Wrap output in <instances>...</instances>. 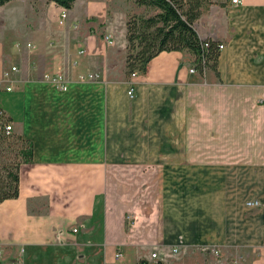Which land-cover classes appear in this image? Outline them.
<instances>
[{
    "label": "crops",
    "instance_id": "1",
    "mask_svg": "<svg viewBox=\"0 0 264 264\" xmlns=\"http://www.w3.org/2000/svg\"><path fill=\"white\" fill-rule=\"evenodd\" d=\"M78 1L64 26L51 2L49 38L0 43V82L18 69L0 106L33 143L19 196L0 202V244L19 264H264V206L248 205L264 203V0L195 23L224 44L214 66L162 51L136 76L118 45L73 30Z\"/></svg>",
    "mask_w": 264,
    "mask_h": 264
},
{
    "label": "trees",
    "instance_id": "2",
    "mask_svg": "<svg viewBox=\"0 0 264 264\" xmlns=\"http://www.w3.org/2000/svg\"><path fill=\"white\" fill-rule=\"evenodd\" d=\"M11 0H0V7ZM72 9L76 0H51ZM212 0H136L155 10L153 14L132 16L127 22V69L145 72L149 62L162 51L189 49L195 55L196 67L214 66L219 56V44L209 38V47L199 36L195 23ZM205 59V62L203 60ZM10 154V155H8ZM33 143L17 133H0V202L20 194L21 165L30 162ZM137 264H147L142 259ZM157 264H162L158 262Z\"/></svg>",
    "mask_w": 264,
    "mask_h": 264
},
{
    "label": "rangeland",
    "instance_id": "3",
    "mask_svg": "<svg viewBox=\"0 0 264 264\" xmlns=\"http://www.w3.org/2000/svg\"><path fill=\"white\" fill-rule=\"evenodd\" d=\"M226 1L212 0L205 6L203 14L214 18L216 10ZM51 2L53 1L11 0L0 7V43L5 45V52H8L7 48L11 40H14L17 46L18 41H26L34 34H43L45 39L49 38V33L54 31L48 32V30L55 19ZM79 4L83 7L84 14L74 20L73 30L98 32L108 46L118 45L121 51L126 52H128L126 37L128 20L134 15L146 16L155 12L152 8L137 4L136 0H79L78 7ZM57 17V26H64L65 24L59 22L60 13ZM108 33L112 34L113 43L106 38ZM7 61H11L9 55L4 58L5 64ZM131 219L127 215V221ZM0 250V264H19L16 247L8 251L0 244Z\"/></svg>",
    "mask_w": 264,
    "mask_h": 264
},
{
    "label": "built area",
    "instance_id": "4",
    "mask_svg": "<svg viewBox=\"0 0 264 264\" xmlns=\"http://www.w3.org/2000/svg\"><path fill=\"white\" fill-rule=\"evenodd\" d=\"M232 2L234 4H240L243 2V0H232ZM67 18H68V10L65 8V9H63V11L60 14L59 22L61 24H65L67 21ZM111 37H112L111 33H108L106 35V38L109 40V42L113 43V40ZM209 38L210 37L202 38V40L204 41L205 47H209V45H210L209 41H208ZM26 45L28 47H33V44L31 42H28ZM223 47H224V44L220 43L219 49H222ZM203 62H205V59L203 60ZM205 68H206V66H204L203 69H205ZM9 69L10 70H8V71H4V75H3L2 80L5 83L2 84L0 82V92H2V91L10 92L14 89L13 80H11L9 78V74H10V72H15L18 69L16 66H11ZM194 71H195V68H191V72H194ZM138 73H139V71L135 70V71L131 72V75L136 76ZM96 76H97V74H95V73L84 74L82 76V79L83 78H95ZM43 77L45 80L56 85L57 88H59L60 90H66L68 88L67 80L60 74L45 73L43 75ZM133 94H134V87H131L129 90V95L133 96ZM1 132H5L6 134L13 133L14 132V123H13L12 119L10 118L9 114L7 113V111L3 107L0 106V133ZM248 205L252 206V207H261V206H264V203L260 200H251L248 202ZM128 217L132 218V215L128 214ZM77 230H78L77 227L73 228V231L76 232ZM173 250L177 251L178 247H175ZM216 252H218V250H216ZM115 255H116V258H119V257H121L122 254L120 251H117ZM0 256H1V250H0ZM152 257L157 258V252L156 251L152 252ZM147 264H154V263L147 262ZM155 264H157V263H155Z\"/></svg>",
    "mask_w": 264,
    "mask_h": 264
}]
</instances>
